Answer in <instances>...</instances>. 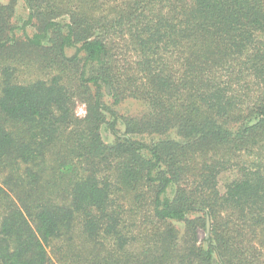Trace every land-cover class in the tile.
<instances>
[{"label":"trees","instance_id":"1","mask_svg":"<svg viewBox=\"0 0 264 264\" xmlns=\"http://www.w3.org/2000/svg\"><path fill=\"white\" fill-rule=\"evenodd\" d=\"M16 1L0 2V264H53L51 244L60 264H264V0H23L24 40Z\"/></svg>","mask_w":264,"mask_h":264},{"label":"rangeland","instance_id":"2","mask_svg":"<svg viewBox=\"0 0 264 264\" xmlns=\"http://www.w3.org/2000/svg\"><path fill=\"white\" fill-rule=\"evenodd\" d=\"M0 2L2 4H6L8 3V0H0ZM27 15H28V9L24 1L17 0L14 5L13 15L11 16L9 22H10V25L12 26L13 35L16 38H19L21 40H24L25 36H31L37 30L34 24L35 23L34 20L32 21V23L31 22L25 23L27 19ZM44 43L47 44V42L45 41ZM65 50H66L67 55H71L75 51L74 47H67ZM104 101L107 104L111 105L120 114H123V115H139L149 110V106L146 101L135 99L132 97H127L123 99L121 102L114 104L112 98L106 94L104 97ZM75 114L78 117H83L85 115V104L82 101L76 102ZM108 118L111 120L110 116H108ZM116 127L121 133L124 131V125L121 122V120H118ZM231 128L233 129L234 126H231ZM100 132H101V136L103 140L106 143L111 144L114 142V136L112 135V133L109 131L108 127L105 124L101 125ZM133 137L136 139L142 140V141H146V142H150L153 138L151 135H147V134H143V135L136 134V135H133ZM233 177H234L233 171L223 172L219 176L218 187L220 188L221 191L224 190L225 184L228 181H230ZM172 193H173V189L172 188L168 189L167 194L172 195ZM193 215L194 214H192V216ZM175 224L176 226H178V228L182 229L183 225L181 223L175 222ZM203 235H204V231L202 230L199 231V236L202 237ZM47 250L49 251L52 263L60 264L57 262V259H56L58 257V251L56 248V244L49 245Z\"/></svg>","mask_w":264,"mask_h":264},{"label":"water","instance_id":"3","mask_svg":"<svg viewBox=\"0 0 264 264\" xmlns=\"http://www.w3.org/2000/svg\"><path fill=\"white\" fill-rule=\"evenodd\" d=\"M207 230H208V222H207Z\"/></svg>","mask_w":264,"mask_h":264}]
</instances>
